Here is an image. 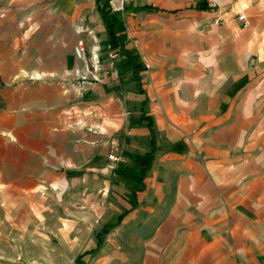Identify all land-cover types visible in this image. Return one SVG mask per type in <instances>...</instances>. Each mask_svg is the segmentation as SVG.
<instances>
[{"label":"crops","instance_id":"crops-1","mask_svg":"<svg viewBox=\"0 0 264 264\" xmlns=\"http://www.w3.org/2000/svg\"><path fill=\"white\" fill-rule=\"evenodd\" d=\"M0 78V198L90 197L111 264H264V0H0Z\"/></svg>","mask_w":264,"mask_h":264},{"label":"rangeland","instance_id":"rangeland-1","mask_svg":"<svg viewBox=\"0 0 264 264\" xmlns=\"http://www.w3.org/2000/svg\"><path fill=\"white\" fill-rule=\"evenodd\" d=\"M9 198H0V264H111L110 254L102 257L111 252L103 247L106 225L97 221L102 211L94 210L90 197L60 198L51 191ZM105 203L100 196L98 206Z\"/></svg>","mask_w":264,"mask_h":264},{"label":"trees","instance_id":"trees-1","mask_svg":"<svg viewBox=\"0 0 264 264\" xmlns=\"http://www.w3.org/2000/svg\"><path fill=\"white\" fill-rule=\"evenodd\" d=\"M202 3L199 4V6L202 7L201 5ZM102 12V16H103V19L105 21V23L107 24V29H108V35H109V39H110V42L116 44L118 41V39L116 38L115 36V23L117 21L116 17L113 15V14H110L108 10L106 9H102L101 10ZM124 53L127 55V57L129 58L128 62L131 64V68L133 69V72H134V79L139 83V72L142 70V67L140 64H137L134 62L133 60V56L132 54L129 53V51L127 50H124ZM3 86V83L1 81V78H0V90ZM144 162H143V172L150 167V164H151V161H152V151L147 153L144 157ZM113 225H106L101 232H107L110 228H112ZM102 240H99V243L101 242Z\"/></svg>","mask_w":264,"mask_h":264},{"label":"built area","instance_id":"built-area-1","mask_svg":"<svg viewBox=\"0 0 264 264\" xmlns=\"http://www.w3.org/2000/svg\"><path fill=\"white\" fill-rule=\"evenodd\" d=\"M131 0H109V9L111 11H119L122 10L124 5ZM237 20H239L242 23V26L247 27L249 25V21L247 20L244 13H238L237 14ZM120 53V47L112 42L108 43L107 46V54L108 57L111 59H116L119 57ZM108 159L111 161H119V157L116 155L115 152L111 153L109 155Z\"/></svg>","mask_w":264,"mask_h":264}]
</instances>
